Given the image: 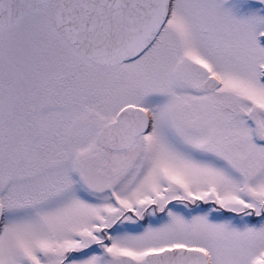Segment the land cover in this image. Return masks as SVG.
<instances>
[{"label":"snow or ice","instance_id":"obj_1","mask_svg":"<svg viewBox=\"0 0 264 264\" xmlns=\"http://www.w3.org/2000/svg\"><path fill=\"white\" fill-rule=\"evenodd\" d=\"M0 264H264V0H0Z\"/></svg>","mask_w":264,"mask_h":264}]
</instances>
